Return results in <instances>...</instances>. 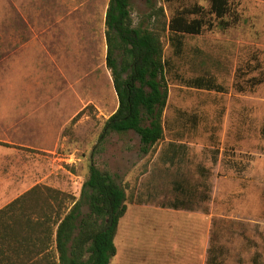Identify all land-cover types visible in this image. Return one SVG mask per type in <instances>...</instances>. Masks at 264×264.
I'll use <instances>...</instances> for the list:
<instances>
[{"label": "rangeland", "instance_id": "1", "mask_svg": "<svg viewBox=\"0 0 264 264\" xmlns=\"http://www.w3.org/2000/svg\"><path fill=\"white\" fill-rule=\"evenodd\" d=\"M108 1L0 0V209L35 186L79 198L93 162L127 194L110 264H264V82L251 81L264 73V0H231L239 23L185 35L180 55L163 36L164 131L146 155L133 132L99 140L118 105ZM150 2L167 17L208 7ZM148 10L131 0L134 24ZM195 78L221 90L190 86ZM180 210L207 215L202 258L197 220Z\"/></svg>", "mask_w": 264, "mask_h": 264}, {"label": "trees", "instance_id": "2", "mask_svg": "<svg viewBox=\"0 0 264 264\" xmlns=\"http://www.w3.org/2000/svg\"><path fill=\"white\" fill-rule=\"evenodd\" d=\"M146 1L149 10L137 24L131 0L108 1L105 63L118 106L99 137L133 132L143 155L163 137L168 98L163 36L168 34L174 54L180 55L185 35L227 29L240 21L231 0H208V7L193 2L178 7L170 17L161 6ZM251 81L253 85L264 82V73ZM188 83L221 90L201 78ZM126 211L125 188L108 170L91 162L79 198L35 186L0 209V264H110L116 254L119 220Z\"/></svg>", "mask_w": 264, "mask_h": 264}, {"label": "crops", "instance_id": "3", "mask_svg": "<svg viewBox=\"0 0 264 264\" xmlns=\"http://www.w3.org/2000/svg\"><path fill=\"white\" fill-rule=\"evenodd\" d=\"M118 106V105H117ZM182 211L183 213V217H186L188 216L190 219H193L192 217H194V219L197 220V222H195L193 224V229L195 232H197V235L195 236V241H194V244L195 242L197 243V245H200L199 247V250H203V254H201V258L203 257V255L205 254L206 252V247H207V238L204 240L203 235L202 234V229H203V226L202 224L200 223L201 220H204L207 218V215L203 214L202 212H194V213H190V212H186L185 210H180ZM187 214V215H186ZM185 219V218H184ZM191 221L189 222H186L184 221V225H186L188 223L189 226H192V224L190 223ZM204 231V229H203ZM198 236H201L200 238Z\"/></svg>", "mask_w": 264, "mask_h": 264}]
</instances>
